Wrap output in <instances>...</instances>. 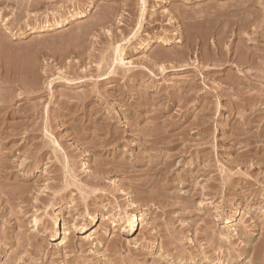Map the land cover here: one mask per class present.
<instances>
[{
    "label": "rangeland",
    "instance_id": "obj_1",
    "mask_svg": "<svg viewBox=\"0 0 264 264\" xmlns=\"http://www.w3.org/2000/svg\"><path fill=\"white\" fill-rule=\"evenodd\" d=\"M263 33L264 0H0V264H264Z\"/></svg>",
    "mask_w": 264,
    "mask_h": 264
},
{
    "label": "bare ground",
    "instance_id": "obj_2",
    "mask_svg": "<svg viewBox=\"0 0 264 264\" xmlns=\"http://www.w3.org/2000/svg\"><path fill=\"white\" fill-rule=\"evenodd\" d=\"M6 1H11V0H6ZM18 1V0H17ZM27 1V0H26ZM32 1V0H31ZM38 1V0H37ZM243 1V0H242ZM248 1H250L251 2V0H248ZM24 2V1H23ZM141 3V2H140ZM213 5V4H212ZM225 5V4H224ZM228 5V4H227ZM244 5V4H243ZM246 5V4H245ZM255 5V4H254ZM219 6V5H218ZM229 6H230V4H229ZM228 6V7H229ZM247 6V5H246ZM214 7V6H213ZM231 7V6H230ZM235 7V6H234ZM238 7V6H237ZM240 7H242V5L240 6ZM220 8V7H219ZM218 8V9H219ZM222 8H224V7H222ZM244 8V7H243ZM202 9V8H201ZM204 9V8H203ZM221 9V8H220ZM222 10V9H221ZM221 10H220V12H221ZM224 10V9H223ZM227 10H229V9H227ZM237 10V9H236ZM238 10H241V9H238ZM202 11V10H201ZM204 11V10H203ZM114 12V11H113ZM217 12V11H216ZM225 12V11H224ZM228 12V11H227ZM244 12V11H243ZM201 14V13H200ZM243 14H245V13H243ZM252 14V13H251ZM246 15V14H245ZM248 15V14H247ZM205 16V15H204ZM243 16V15H242ZM256 16V15H255ZM80 16H79V14H78V12H77V14H74V15H71L70 17H68V18H65V19H62V20H58V21H55L54 23H52L51 24V27L52 28H60V27H63V26H66V25H69V24H71L72 22H74V21H76L78 18H79ZM225 17V16H224ZM234 17V16H233ZM251 17V16H250ZM188 18V17H187ZM204 18V17H203ZM202 18V19H203ZM236 18V17H235ZM221 19V18H220ZM251 19H253V18H251ZM229 20V19H228ZM250 20V19H249ZM260 20H262V19H260ZM183 21V20H182ZM188 21H189V19H188ZM196 21V20H195ZM200 21V20H199ZM205 21V20H204ZM231 21V20H230ZM235 21H236V19H235ZM240 21V20H239ZM251 21V20H250ZM214 22V21H213ZM221 22V21H220ZM255 22V21H254ZM208 23V22H207ZM225 23V22H224ZM249 23V22H248ZM247 23V24H248ZM138 24V23H137ZM194 24V23H193ZM262 24V23H261ZM243 25H244V23H243ZM260 25V24H259ZM195 27V26H194ZM232 27V26H231ZM248 27V26H247ZM257 27V26H256ZM261 27V26H260ZM250 28V27H249ZM252 28V27H251ZM258 28H259V26H258ZM196 30V29H195ZM219 31V30H218ZM240 31V30H239ZM195 32V31H194ZM185 33V32H184ZM196 33V32H195ZM264 34V33H263ZM221 36H222V34H220ZM248 35V34H247ZM246 35V33H245V35L244 36H247ZM210 36V35H209ZM220 37V36H219ZM234 37V36H233ZM238 37V36H237ZM241 37V36H240ZM239 37V38H240ZM250 37V36H249ZM257 37V36H256ZM186 38H187V36H186ZM218 38V37H217ZM248 38V37H247ZM193 39V38H192ZM215 39H216V37H215ZM250 39V38H249ZM261 39V38H260ZM218 41V40H217ZM241 41V40H240ZM225 43V42H224ZM202 44V43H201ZM243 44V43H242ZM188 47V46H187ZM201 47H203V46H201ZM214 47V46H213ZM223 47V46H222ZM228 47V46H227ZM247 48V47H246ZM198 49V48H197ZM225 50V49H224ZM247 50V49H246ZM119 51V50H118ZM121 51V50H120ZM257 51V50H256ZM229 53V52H228ZM237 53V52H236ZM247 53V52H246ZM181 54V53H180ZM216 54V53H215ZM222 54V53H221ZM225 54V53H224ZM254 54H256V53H254ZM230 55V54H229ZM234 55V54H233ZM235 56V55H234ZM263 56V55H262ZM239 58V57H238ZM234 59H235V57H234ZM244 59H245V57H244ZM243 59V60H244ZM214 62V61H213ZM222 62V61H221ZM197 64V63H196ZM244 64V63H243ZM248 64V63H247ZM173 65V64H172ZM224 65V64H223ZM192 66V65H191ZM200 66V65H199ZM254 66V65H253ZM161 68V67H160ZM252 71V70H251ZM248 73V72H247ZM232 77V76H231ZM263 78V77H262ZM263 80V79H262ZM232 107V106H231ZM262 107V106H261ZM250 109V108H249ZM248 114H249V112H248ZM242 115V114H241ZM198 117V116H197ZM155 131V130H154ZM153 134V133H152ZM156 135V134H155ZM150 138H151V136H149ZM148 138V137H147ZM150 144V143H149ZM181 144V143H180ZM153 149V148H152ZM246 154V153H245ZM204 163V162H203ZM119 168V167H118ZM123 170V169H122ZM146 180V179H145ZM144 194V193H143ZM160 195V194H159ZM135 218V217H134Z\"/></svg>",
    "mask_w": 264,
    "mask_h": 264
}]
</instances>
